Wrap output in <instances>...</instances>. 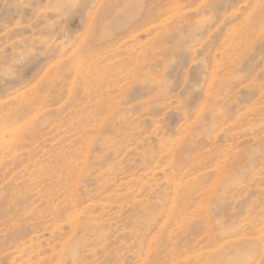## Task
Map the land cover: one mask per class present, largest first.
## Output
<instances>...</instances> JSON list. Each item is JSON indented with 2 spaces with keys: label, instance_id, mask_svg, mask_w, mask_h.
<instances>
[{
  "label": "rangeland",
  "instance_id": "1",
  "mask_svg": "<svg viewBox=\"0 0 264 264\" xmlns=\"http://www.w3.org/2000/svg\"><path fill=\"white\" fill-rule=\"evenodd\" d=\"M0 126V264H264V0H0Z\"/></svg>",
  "mask_w": 264,
  "mask_h": 264
},
{
  "label": "bare ground",
  "instance_id": "2",
  "mask_svg": "<svg viewBox=\"0 0 264 264\" xmlns=\"http://www.w3.org/2000/svg\"><path fill=\"white\" fill-rule=\"evenodd\" d=\"M136 27H138V26L133 27L132 30L136 29ZM2 121H3V120H2ZM11 124H13V123L11 122ZM25 124H26V123H25ZM4 125H5V124H4ZM23 126H24V125H23ZM5 127H6V126H5ZM5 127H4V128H5ZM8 127H9V126H8ZM12 127H13V126H12ZM6 128H7V127H6ZM1 129H2V128H1V126H0V149L3 148V150H4L5 147H4V144H2V143H4L5 141H6V143H11V141L5 139V134H4V132H2ZM8 129H12L11 126H10ZM8 129H7V130H8ZM15 129H19V128H15ZM15 129H14V131H15ZM5 130H6V129H5ZM7 130H6V131H7ZM12 131H13V130H12ZM13 133H14V132H13ZM11 146H12V145H11ZM8 147H10V146H8ZM11 148H12V147H11ZM6 149H7V148H6ZM8 149H9V148H8ZM12 152H13V151H12ZM225 232H226V231H224V233H225ZM203 239H204V238H201V241H203ZM199 241H200V240H198L197 243H200V242H201V241H200V242H199ZM209 242H210V240H209ZM222 242H223V241H222ZM183 261H184V260H183Z\"/></svg>",
  "mask_w": 264,
  "mask_h": 264
}]
</instances>
